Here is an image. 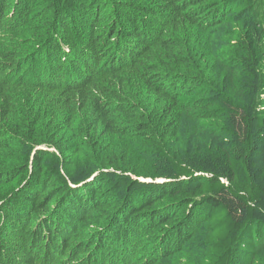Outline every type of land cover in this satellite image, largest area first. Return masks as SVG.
Instances as JSON below:
<instances>
[{
	"label": "trees",
	"instance_id": "1",
	"mask_svg": "<svg viewBox=\"0 0 264 264\" xmlns=\"http://www.w3.org/2000/svg\"><path fill=\"white\" fill-rule=\"evenodd\" d=\"M263 132L264 0H0V264H264Z\"/></svg>",
	"mask_w": 264,
	"mask_h": 264
},
{
	"label": "rangeland",
	"instance_id": "2",
	"mask_svg": "<svg viewBox=\"0 0 264 264\" xmlns=\"http://www.w3.org/2000/svg\"><path fill=\"white\" fill-rule=\"evenodd\" d=\"M231 126L230 127H235V131L236 132H240L237 134V136H233L229 139V143L230 145L229 146H233L234 145H238L239 142L241 141L240 138H245V122L239 117V116H236L233 120L229 121ZM186 133H189V131H186ZM264 134V132H263ZM190 135V138H189V141H191L190 144L192 143H195L197 140H198V137L200 134H195V133H189ZM206 141L208 142V139H206ZM204 143H202V145H204ZM261 144L263 145L264 147V138L263 140L261 141ZM235 203V201H233ZM259 214H258V219H260V217H264V206L262 208L259 209ZM260 226L264 227V220H261L258 222ZM202 233V232H201ZM263 234H264V231H263ZM262 234V238H264ZM202 237V234L200 236H198V239L196 241H194V243L191 245L190 247V251L191 253H194V255H196L197 257H200L204 254L205 252V248L204 246L201 244V242L203 241V239L201 238ZM259 242L261 241L260 239H257Z\"/></svg>",
	"mask_w": 264,
	"mask_h": 264
}]
</instances>
